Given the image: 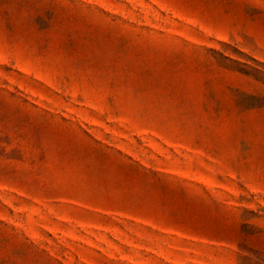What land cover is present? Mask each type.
<instances>
[{
  "label": "rangeland",
  "instance_id": "rangeland-1",
  "mask_svg": "<svg viewBox=\"0 0 264 264\" xmlns=\"http://www.w3.org/2000/svg\"><path fill=\"white\" fill-rule=\"evenodd\" d=\"M0 264H264V0H0Z\"/></svg>",
  "mask_w": 264,
  "mask_h": 264
}]
</instances>
